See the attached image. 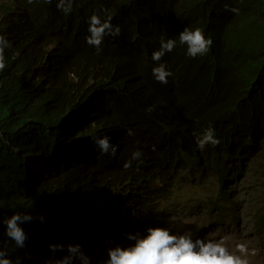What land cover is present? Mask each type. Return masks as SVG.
Segmentation results:
<instances>
[{
	"label": "clouds",
	"instance_id": "9594fccd",
	"mask_svg": "<svg viewBox=\"0 0 264 264\" xmlns=\"http://www.w3.org/2000/svg\"><path fill=\"white\" fill-rule=\"evenodd\" d=\"M119 1L0 0V73L37 74L69 146L28 161L24 199L47 188L36 214L1 212L0 264H264V64L216 30L237 10L137 0L132 19Z\"/></svg>",
	"mask_w": 264,
	"mask_h": 264
},
{
	"label": "trees",
	"instance_id": "16d2710c",
	"mask_svg": "<svg viewBox=\"0 0 264 264\" xmlns=\"http://www.w3.org/2000/svg\"><path fill=\"white\" fill-rule=\"evenodd\" d=\"M137 0H120L112 14L125 13L134 19L147 15L137 10ZM220 0H174L177 6L184 11L201 12L207 15ZM231 3V15L235 22L224 25L223 22L216 30L224 34L228 42L239 44L251 57L252 66L256 70L264 64V0H224ZM110 2H102L99 12L105 13ZM225 4V5H226ZM44 10L53 11L52 5H40ZM39 6L33 7L36 10ZM12 7L6 2H0V18L11 17ZM53 17L45 13V22L51 23ZM6 33L9 28L0 27ZM12 45L8 46L6 67L11 63ZM42 89V81L37 74L29 73L25 64L18 65V57L0 73V213L29 212L36 214L38 201L44 196L46 186H37L36 200L24 199V191L29 182L37 185L35 176L29 170L28 161L33 158L49 159L56 157L59 160L66 154L68 145L65 136L57 137L58 131L53 122H44L41 116L43 100L36 95ZM38 110V111H37ZM54 120V119H53ZM78 135L74 136L77 137ZM51 181H66L71 179L72 170H61ZM35 210V211H34ZM33 211V212H32ZM1 213L0 216L3 214ZM143 218H149L147 214ZM152 217V216H151Z\"/></svg>",
	"mask_w": 264,
	"mask_h": 264
},
{
	"label": "rangeland",
	"instance_id": "374dc122",
	"mask_svg": "<svg viewBox=\"0 0 264 264\" xmlns=\"http://www.w3.org/2000/svg\"><path fill=\"white\" fill-rule=\"evenodd\" d=\"M40 163H41V162H35V161H33V162H31V167H32L33 169H38V168L41 167V166L39 165ZM243 177H244V175L240 176L239 179H243ZM239 190H240V194L243 195L244 192H243V188H242V186H240V189H238V192H239ZM263 193H264V191H261V192L259 193L258 197L260 198L261 195H262ZM253 196H254V194H253L252 192H248V193L245 195V199H244V200L242 201V203H241V213H240L241 215H244V214L247 212V210H249V208L252 207L251 199H252ZM201 209H202V208L199 207V208H198V211L201 210ZM195 216L198 217L199 215H198V214H195Z\"/></svg>",
	"mask_w": 264,
	"mask_h": 264
},
{
	"label": "bare ground",
	"instance_id": "6f19581e",
	"mask_svg": "<svg viewBox=\"0 0 264 264\" xmlns=\"http://www.w3.org/2000/svg\"><path fill=\"white\" fill-rule=\"evenodd\" d=\"M19 41H21V38L20 37H16L15 39H14V42L15 43H18L19 44ZM17 47V46H16Z\"/></svg>",
	"mask_w": 264,
	"mask_h": 264
}]
</instances>
